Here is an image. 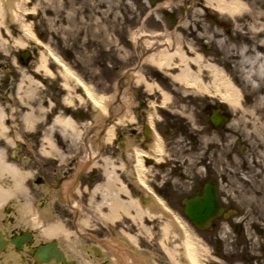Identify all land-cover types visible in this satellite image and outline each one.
Here are the masks:
<instances>
[{
	"label": "bare ground",
	"instance_id": "1",
	"mask_svg": "<svg viewBox=\"0 0 264 264\" xmlns=\"http://www.w3.org/2000/svg\"><path fill=\"white\" fill-rule=\"evenodd\" d=\"M142 0H0V34H8L15 30L22 32L28 39L34 41L36 44L43 45L42 42L34 35L32 18L35 16L43 15L46 17L44 22L49 31L55 34H64L66 38L72 39V44L81 42L84 48H90L93 50V46L98 45L100 49L104 45H114V39L112 34L118 33L123 29L126 20L133 18L135 8L132 7L133 3L141 2ZM150 2V0H148ZM256 3L255 0H156L154 4H149L147 7L145 18L140 21V26L133 30L134 49L136 54L140 57V62L146 61L152 66L168 69L175 68V73H171L172 78L184 85L191 86L193 89H198L202 92L209 93L210 91L215 94H219L221 98L230 103L234 109L240 108L249 115L250 120L246 121L240 114V122L244 126V130L247 133V140L253 145L254 152L252 155L246 157V160L240 169L234 167L236 159L233 156L230 159H222L220 169L217 170L219 174H226L231 178V182H235V178L238 176L240 183H244V188L240 190V193L245 192L246 200L250 203L258 205L257 209L243 208L239 216L233 219L234 227L239 223H243L242 237L249 242L250 251L256 253L259 249L256 245L263 242L264 239L261 236L255 235L251 230V226L258 223V218H264V47L258 51H251V55L245 56L246 52L240 49L239 59L236 61L238 65H242L241 72L244 76V81L248 82L249 88L255 90L254 95L251 97L246 92H242L233 80L225 74L221 63L217 62L215 58H211V61L204 63V59L198 51L194 48L193 43L186 42L183 35L184 29L188 26L185 16L189 7H193L196 3L202 8L205 13H211L216 17H234L243 14H252L254 16H264V0H260L259 7H252V3ZM27 3H33L34 5L28 6ZM174 4L183 6L184 12L181 14L176 23L173 24L172 29L152 30L149 32L144 31L142 26L150 17L151 12H155L157 19L161 17V11L165 8H172ZM197 16L198 14H194ZM223 23L222 21H220ZM259 24V23H258ZM223 25V24H222ZM221 25V26H222ZM227 25V24H226ZM261 30V29H259ZM256 32V31H255ZM260 42H264V39H260ZM217 44L221 42L220 37H213V41ZM22 45V43H20ZM45 45V44H44ZM43 45V46H44ZM218 48V47H217ZM109 49V48H108ZM118 52L116 57L120 58L122 55L119 51L123 50V47L116 46ZM219 49V48H218ZM228 50V49H227ZM48 55L52 62L59 67V75L62 77V86L67 88L69 82H74L82 90L80 93L84 100L88 99L96 107L99 114H106L111 111L112 114H116L114 100L116 93L111 97L104 95H97L93 88L86 83L79 75H77L65 61L57 55L51 49H48ZM229 58L232 54L228 53ZM91 53L81 58L83 63H89L92 60ZM226 58V56H225ZM228 58V59H229ZM227 59V58H226ZM47 59L42 58L38 68L45 72L51 73L52 71L46 66ZM139 66V65H137ZM191 66H196L197 71H193ZM138 67L131 68L123 74L122 83L129 85L127 87L130 90L132 85L141 83L144 78L137 71ZM199 70H207L210 80L208 83L203 84L200 77ZM148 89H151L150 84L146 83ZM212 87V88H211ZM16 92L19 99L24 97H35L37 95L34 90H24L21 88V83L17 84ZM36 93V94H35ZM205 93V94H207ZM203 94V93H202ZM205 94L202 96L205 97ZM34 95V96H33ZM31 97V98H32ZM26 98L24 100H26ZM80 99L79 96H76ZM244 99H247V104ZM63 104L70 106L72 104V97L63 96L61 99ZM31 112L23 114V121L25 122V130H30L36 121L43 120V114L46 111L44 107L30 108ZM118 114V113H117ZM3 112L0 109V136L6 134L7 127L2 124ZM101 118L98 120L99 125L92 128V133L88 138L95 139L100 143L103 141H110L113 135H115V121L110 120L103 124ZM238 120L235 119L233 126L238 124ZM59 126L60 132L63 136L73 132L74 137L78 136V131L75 129V122L70 116L61 117V115H55L52 121L46 128V132H50L54 127ZM69 130V131H67ZM236 131V130H234ZM5 132V133H4ZM221 135L217 132L213 137V142L217 139L219 142ZM6 146H13L14 138L6 136ZM48 143L52 141L48 138ZM49 144V145H50ZM225 147V145H224ZM53 151V149H52ZM225 151V150H224ZM3 147H0V178L2 176H9L12 179L11 185L0 186V220L2 218H11L15 216V220H7L0 223V233L2 236L5 234H11L14 232L16 238L21 237V233L29 231L31 233V240L29 242L24 241L21 247H16L13 244H8L6 249L0 255V264H26L25 254L28 247H34L36 243V232H38L41 239L40 242L53 241L54 238H58L59 235L64 236L66 241V247L71 250L74 257H78V264H93L98 261V255L89 249L87 256L88 259L82 257L83 255L78 253L76 249V243L69 239L70 234L76 237H81L84 234L82 227L85 225H91L90 219L93 214L89 215L87 209H81V205L75 194H71L74 189V182L69 179L65 180L61 185L62 198L70 209L75 210L74 222L76 229L74 231L68 230L60 220L55 219L52 212L48 208L41 207L40 210L29 209V205H17L12 202H7L11 199H18L22 192V182L29 175V172H22L15 167L11 162H6L3 158ZM45 154H49L48 151H44ZM201 154V153H200ZM229 154V151L224 152V155ZM224 160V161H223ZM243 160V159H242ZM82 160L76 163L80 165ZM143 163L141 162V165ZM230 166H232L230 168ZM113 170L106 172V182H113L114 174ZM75 173V171H74ZM74 176V174H73ZM226 181V180H225ZM222 181V182H225ZM219 183V187L225 193L229 191L233 193L232 189L227 186L226 183ZM236 183V182H235ZM234 186V185H233ZM238 186V185H237ZM77 190L75 188L73 191ZM78 191V190H77ZM121 193L129 194L126 187L121 185ZM103 198L105 195V206L108 208V213L104 215V223L111 228L114 226L115 221H119L120 216L124 215L138 222L141 227H145L142 221L143 217L149 219L160 218L161 224H159L161 238L158 239V243L162 246L165 253L167 262L170 264H182L177 260L176 255H180L183 261L187 264H203L201 261V249L196 246L195 238L192 237L188 230H185V234L181 233V238L177 244L172 248L165 246L166 239L176 237L179 233L180 224L174 219V217L165 210H149L148 208L142 209L135 199L128 198V200H122L118 195L111 194L110 199L107 197L105 190L103 191ZM106 193V194H105ZM9 203L7 211L3 212L1 209L4 204ZM95 217L103 220V215L99 211H95ZM164 218V219H163ZM15 221V222H14ZM245 221V222H244ZM21 228H16V227ZM140 227V228H141ZM227 223L225 221L220 224V238L224 240L234 236H229L227 231ZM226 229V230H225ZM34 230V233L32 232ZM241 231V229H240ZM159 233V232H158ZM125 237H117L114 232L106 239H97L91 235V238L95 241V245L101 251L100 244L105 246V254L111 255L108 260L114 259L112 264H158L151 253L147 250H139L136 238L129 234L124 233ZM82 241V237L78 238ZM231 243L233 242L230 241ZM80 245V243H79ZM83 246V245H80ZM180 249V250H179ZM86 248L82 253H85ZM179 250V251H178ZM64 251V250H63ZM211 251V250H210ZM79 252V251H78ZM102 252V251H101ZM64 259H69L70 256L66 252H61ZM236 252H234L235 254ZM211 257L214 255L210 252ZM229 254V253H227ZM77 255V256H76ZM233 256L232 254H229ZM31 256H34L33 253ZM216 257V256H215ZM76 260V258H74ZM52 258L44 261L42 264H53ZM73 260H70V262ZM56 264H60L57 262ZM73 264H76L74 261Z\"/></svg>",
	"mask_w": 264,
	"mask_h": 264
},
{
	"label": "flooded vegetation",
	"instance_id": "2",
	"mask_svg": "<svg viewBox=\"0 0 264 264\" xmlns=\"http://www.w3.org/2000/svg\"><path fill=\"white\" fill-rule=\"evenodd\" d=\"M229 28H223L225 31L220 37L221 42L212 45L214 51H212L211 57L214 56L213 58L221 63L224 72L223 61L226 58L225 54L218 52L219 50H230L232 56L228 61L231 65H235L239 59L238 51L240 49H243L246 52L245 56H247L251 55L252 50L258 51L264 47V42L259 41L264 39V27H246L239 35L235 31L230 32ZM248 30L252 33H248ZM17 61L21 62V58H18ZM1 71H3V63L0 60ZM175 72L176 70L171 68L170 71H163L165 76L156 73L152 76L143 75L144 80L137 85H132L130 90L127 89L130 84L124 85L122 83L124 76L119 75L116 80L114 100L115 110L118 114L113 116L115 135L112 139L110 141L102 139L103 141L100 143L95 139L88 138L92 133V128L98 126L99 123L88 126L89 121L86 119L81 122V124L87 125L86 128L84 126L85 129H82L81 139L62 138L58 133V136L51 138L52 148L48 139L44 138V134L48 123L56 114L51 112L50 117L44 115V122L41 126H35L33 137L24 138L25 135L21 131L25 130V122L22 117L24 113L31 112L30 103L23 101V98L20 100L18 97L16 88L19 77L15 74L9 75L8 70L6 71L7 75H0L2 124L7 127V136L14 138L13 145L22 148L21 151H24L23 161L13 155L10 161L9 149L5 145L6 139L0 136V146H5L4 159L8 163H14L22 171L35 173L32 176V181H23L24 193L20 196L19 202L21 204L39 205L40 207L48 206L55 219L60 220L68 230L74 231L77 227L74 222L76 211L68 207L62 198L61 191V185L64 181L72 180L75 184L74 189L77 188L78 191H73V189L71 194L79 197L77 200L81 209H87L89 215L93 214L89 221L91 225H85L83 231L101 240L110 237L112 232L117 237H125L121 231L119 232L122 228H111L104 223V215L109 212L105 206V195L103 198L104 190L109 199L111 194L118 195L122 200L135 199L142 209L175 212L181 220L185 219L192 224L184 214L187 207L185 202L190 198L200 196L203 193V185L211 181L216 185V200L223 210L219 217L212 220L211 228L219 221H225L227 227L232 225L235 218L232 211H237L236 208H233L236 204L232 201L238 198L233 197V193L229 194L221 190L216 181L207 180L209 176H212L209 166V171L207 169L205 172L201 171V166L205 167L203 162L205 154L200 155V139L202 128L206 126L205 129L208 131H220L221 143L219 145L226 146L228 139L233 142L230 147L233 153L226 155L219 154V147L215 146L217 148L216 161L211 164L214 170L217 169L219 164L217 160L222 155L226 159H230L234 154V157L240 159L239 155L248 150V146L241 143L242 139L239 136L241 134L234 131L243 126L240 125L239 121H237L236 126L232 125L235 119H240V111L234 109L232 112L222 104L221 96L214 92L209 94L203 92L206 96L213 98L209 100L206 98L208 102L204 103L201 91L172 78L170 74ZM149 79L153 83H150ZM146 83L153 87L148 89ZM244 101L247 102V99ZM35 103L40 105V103ZM55 106H57L56 103ZM38 107L33 108L38 110ZM214 110L217 111L219 119L222 120L219 127H215L210 119ZM60 111L71 113L70 109L58 110V112ZM17 112L19 113L17 114ZM244 119L248 120V117ZM105 120H103V124H105ZM69 144L73 145V149L69 148ZM79 146L81 149L78 148ZM210 148L213 149L211 145ZM44 151H48L49 154L46 155L51 156L50 160L43 159V156H46ZM25 153L29 155L26 157ZM196 156L198 158L195 159ZM80 160L82 163H79L80 165L74 169ZM21 162L22 165H18ZM31 162H35L34 170ZM239 163L240 161L234 163V167ZM111 170L113 173L110 172V174H114L113 182L107 183L106 172ZM227 176L223 174L220 177L226 178ZM121 185L126 187L129 194L121 193ZM95 211H99L103 215V220L95 217ZM6 220L9 221L6 217L3 219V223ZM143 220L145 219L143 218ZM147 220L151 221L149 218ZM119 221H115L113 224L115 225ZM154 225L159 227L156 222ZM152 226L153 224H151ZM235 227L237 228V226ZM91 235L84 234L82 236V245L86 248V254L82 253L83 250L76 244V249L79 251L77 254L80 253L89 257L87 256V249L90 248L92 252L101 255V264H108L111 255L105 254L106 249L103 244L99 243L102 252L93 245L96 243ZM58 244L61 248H63V244L66 245L65 240H59ZM211 244L213 245L211 251L214 254L211 264H232L234 256L227 254V246L222 240L220 242L214 240ZM140 245L138 243V247ZM139 249L148 251L145 246H140ZM240 256L242 255L240 254Z\"/></svg>",
	"mask_w": 264,
	"mask_h": 264
},
{
	"label": "rangeland",
	"instance_id": "3",
	"mask_svg": "<svg viewBox=\"0 0 264 264\" xmlns=\"http://www.w3.org/2000/svg\"><path fill=\"white\" fill-rule=\"evenodd\" d=\"M256 3H252V7L256 6L259 7L260 0H255ZM156 0H142L141 2H136L132 4V7L135 8L133 18L131 20H126V23L123 26V29L120 30L116 34L113 35L114 39V45H104L102 49L98 45L93 46V50H90V48H84L81 42H78L76 44H72L71 38H66V35L64 34H55L52 33L47 29V25L44 22L46 17H43V15L35 16L32 18L33 21V32L34 35L40 40V42L43 43V45L36 44L34 41L28 39L22 32H19L17 30L8 33V34H0V60L3 63V71L0 72V75L5 74L7 75L6 71L8 70L9 75L15 74L17 77H19L18 84L21 83V88L26 92L27 90H34L36 91L37 95L35 97H24L23 101H29L31 107L40 106L44 107L46 111L44 112V115H48L50 117L51 112L56 115H61V117L71 116L73 119L77 121L75 123V129L78 131V136L74 137L73 132L70 131L66 136H62V138H69L72 140H76V138L81 139L82 138V129L86 128V124H81L82 121L88 120V126H92V124H96L98 120L101 118L99 113L96 110V107L87 100H84L83 96L80 95L79 92V86L76 85L74 82H69V86L67 88H64L62 86V77L59 75V67L50 60L48 55V49H51L54 51L57 55H59L65 63H67L68 66L71 67V69L79 75L86 83H88L94 90V92L97 95H104L107 97H111L115 92V85L116 80L119 75L125 74L126 71L130 70L131 68H137V71L139 74L142 75H153V74H159L161 76H165V73L160 71L157 67L152 66L150 63L143 61L140 62V57L136 54L134 49V41H133V30L140 26L141 18H145V13L147 10V7L149 4H154ZM28 6L34 5L33 3H27ZM184 8L183 6L174 4L172 8H165L161 11V17L159 16V19H157V16L155 12L150 13L149 19H147L144 23V26L142 28L144 31L149 32L152 30H165L167 29L165 26L168 27V29H172V26L174 23L177 22L179 16L183 14ZM198 14L195 16L194 14ZM185 20H187L188 27L184 29L183 35L181 37H184L186 42H191L194 45V48L198 53H200L205 60L204 63L211 61L213 44L215 42L213 41V37H221L222 33L225 31L223 28L228 29L230 32H234L236 34L242 33V30L246 27H255V28H262L264 27V16H254L250 13L238 15L234 17H216L212 15L211 13H205L200 6L196 3L193 7H189L187 10V15L185 16ZM222 21L223 23H221ZM259 23V24H258ZM223 24V25H222ZM227 24V25H226ZM222 25V26H221ZM248 33H252L250 30H248ZM22 43V45L20 44ZM123 47V50L119 51V53L122 55L120 58L116 57V53L118 50L116 49V46ZM211 46V47H210ZM109 48V49H108ZM20 50H31V56L29 58V62H27L26 65H22L17 61V54ZM218 52H221L225 54L226 59H224L223 64L225 66V74L230 78V80H233L234 83L241 88L242 92L247 91V95L253 96L255 93V90H251L249 88L248 82L244 81V76L242 74V65H238L237 63L235 65H231L230 61H228L229 58V50H219ZM217 52V54H219ZM91 53L92 60L89 63H83L81 61V58ZM211 54V55H210ZM218 57L217 55H215ZM211 57V58H210ZM45 58L46 66L50 68L52 71L51 73H47L44 70L38 68L41 59ZM139 65V66H137ZM175 69V68H174ZM191 69L193 71H197L196 66H191ZM164 71H167L168 69H162ZM177 70V69H176ZM200 77L202 78V82L208 83L210 80L208 71L206 70H199ZM150 83H153L152 80H148ZM176 84V83H175ZM212 88V87H211ZM196 90V89H195ZM210 91L209 93H211ZM35 93V94H36ZM203 92H201L202 94ZM207 93V92H206ZM207 93V94H209ZM203 95V94H202ZM34 96V95H33ZM63 96H70L72 97V104L70 106H67L63 103H60V100L63 98ZM76 96H79L80 99H77ZM26 98V100H24ZM206 98L213 99L210 96H202V100L204 103L208 102ZM253 98V97H252ZM40 103V105L36 104ZM55 103L57 106H55ZM224 106L229 108L232 112L234 111V107L223 100L222 103ZM60 109H70V112L64 111V112H58ZM240 111V114L243 116V118L248 117V120H250V117L248 114H246L244 111L240 110V108H236ZM50 110V111H49ZM20 112V111H19ZM17 112V114L19 113ZM86 113V114H85ZM85 114V115H84ZM202 120L205 119L202 116ZM246 120V121H248ZM79 121V122H78ZM44 122L40 121L36 124H33V127H31L30 130H22L21 133L27 137H33L35 134V126H41ZM240 122V119H239ZM240 125L243 126V124L240 122ZM85 126V128H84ZM59 126H56L53 128L51 133L49 135L45 134L46 139H50L52 137L58 136V132H60ZM16 128V127H15ZM202 128V135L200 139L201 144V154H205V157L203 158V162L205 163V167L201 166V171L205 172L207 169L209 171L210 168V174L212 176H209L207 180H214L217 182L218 187L219 183L222 181V183H226L227 186H229L233 194L229 191V194H232L233 197L238 198L235 201H232L236 205L233 207L236 208V212L232 211L235 218L240 215L241 209L243 208H252L257 209L258 205H255L254 203H250V201L246 200L245 192L240 193V190L244 188V183H240L238 180V176L233 178V182H231V178H222L223 174H219L217 172L218 169H220V165L222 163V157L217 160L218 161V167L214 170V168L211 167V164L216 161L215 154H217V148L215 146L219 147V154H224V152H227V150L230 153H233L232 149L230 147L232 146V140L228 139L226 146L223 147L222 145H219L221 143V140L218 142L217 139L212 142V137L217 133L213 131H208L207 129ZM237 133H240L239 135L242 139L243 144H246L248 146V150L246 152H243V154L239 155L241 158L239 159L240 163L236 164V169H240L242 165L244 164L246 157L249 155H252L254 152L253 145L249 143L246 136L247 133L244 130L243 127H238V129H235ZM69 131V130H67ZM25 133V134H24ZM220 133V131H219ZM223 133V132H222ZM70 135V136H69ZM221 135V133H220ZM17 138H21L18 136ZM221 139V137H220ZM75 143V142H73ZM69 148L73 149V145L69 144ZM210 145L213 149L210 148ZM9 149V153L11 154L10 161L12 159V154L15 153L21 160L23 161L22 155L24 154V151H21L22 148H19L18 146H8L6 147ZM48 148V147H47ZM81 149V146L78 147ZM20 149V151H19ZM27 149V147H25ZM24 149V150H25ZM225 150V151H224ZM223 151V152H222ZM26 157L29 154H26ZM234 154L232 155V157ZM231 157V158H232ZM17 158V157H16ZM198 158L197 156L195 159ZM44 160H50L51 156H43ZM243 159V160H241ZM25 161H27L25 159ZM224 161V160H223ZM239 161H236L237 163ZM34 163L31 162L32 169L34 170ZM28 164V163H27ZM18 165H22L18 164ZM207 166V167H206ZM209 166V168H208ZM231 168V167H230ZM35 173H29V175L25 178V182L32 181V176ZM2 178H10L9 176H2ZM234 185V186H233ZM238 185V186H237ZM1 187H4L0 184ZM220 191V190H219ZM19 199V197H18ZM18 199L14 198L13 202H17ZM13 200V199H12ZM2 210V209H1ZM3 211V210H2ZM173 216L175 218H178L177 213L172 212ZM143 220L147 227H141V225L128 217H121L119 223L116 222V224L113 226V228H122L119 230L122 234L129 233L133 235L136 238V242L140 243L141 247L145 246L151 254L154 253L153 258L158 261V264H170L167 262V258L165 256V253L162 249V246L159 245L158 239L161 238L160 233V226L154 225L156 222L157 224H161V221L157 218L153 219L151 221H148L146 219ZM185 220V219H184ZM245 222V221H244ZM258 223H255L254 226H251V230L255 233V235L261 236L262 239H264V218L260 217L258 218ZM220 221L215 223L214 226L209 227L206 230H199L195 228L194 226L189 225L187 222L183 226H180L179 229L185 234V230H188L192 237H198L199 239L195 238V244L197 247H199L202 253L201 261L203 264H211L212 257L210 254V250H212V241L218 240L221 241L220 238ZM125 224V225H124ZM151 224L153 226L151 227ZM233 224V223H232ZM234 226V224H233ZM230 225L226 229L228 231L229 236H234L235 238H229L226 239L227 244V252L229 254H232L234 257V261L232 264H264V243H258L256 246L259 248L257 249L256 253H252L250 251L249 242L247 240H244L242 237H240V234H242V227L243 223H239L237 225V228ZM141 227V228H140ZM214 228V229H213ZM225 229V230H226ZM241 229V231H240ZM159 232V233H158ZM119 233V234H121ZM71 239L74 240L73 235H70ZM179 236L169 238L164 240L165 246L168 248H172L177 244V242L180 240ZM80 237H76L78 239ZM59 240H64V236L59 235ZM41 240L40 236H37L36 241ZM233 242L231 243L230 241ZM76 241V240H75ZM224 242V240H222ZM225 243V242H224ZM146 244V245H145ZM62 245V244H61ZM63 248L66 249L65 245H62ZM139 246V247H140ZM141 250V249H139ZM180 250V249H179ZM178 250V251H179ZM234 252H236L234 254ZM240 254L243 256H240ZM72 258H76V264H78V257H74L75 255H70ZM177 260H179L182 264H187L185 261L182 260L180 255H176ZM28 261V260H27ZM115 261L112 259V262ZM29 264H31L30 261H28Z\"/></svg>",
	"mask_w": 264,
	"mask_h": 264
},
{
	"label": "water",
	"instance_id": "4",
	"mask_svg": "<svg viewBox=\"0 0 264 264\" xmlns=\"http://www.w3.org/2000/svg\"><path fill=\"white\" fill-rule=\"evenodd\" d=\"M25 58L26 55L22 54ZM215 188L213 184H206L202 196H197L191 199L192 208H187L185 212L191 217L198 228H203L210 223L211 218L217 216L221 212V207L216 203ZM25 237L15 238L13 241L19 247L22 240L30 236L25 234ZM53 246L49 243L40 245L35 250V255L40 261H47L53 256ZM63 259V256H59Z\"/></svg>",
	"mask_w": 264,
	"mask_h": 264
}]
</instances>
